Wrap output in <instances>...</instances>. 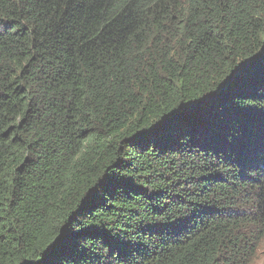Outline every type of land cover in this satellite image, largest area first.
<instances>
[{
    "label": "trees",
    "instance_id": "16d2710c",
    "mask_svg": "<svg viewBox=\"0 0 264 264\" xmlns=\"http://www.w3.org/2000/svg\"><path fill=\"white\" fill-rule=\"evenodd\" d=\"M263 244L264 0H0V264Z\"/></svg>",
    "mask_w": 264,
    "mask_h": 264
},
{
    "label": "rangeland",
    "instance_id": "374dc122",
    "mask_svg": "<svg viewBox=\"0 0 264 264\" xmlns=\"http://www.w3.org/2000/svg\"><path fill=\"white\" fill-rule=\"evenodd\" d=\"M264 244L263 246L260 248V251L258 253V256L255 260V262H253V264H261L262 263V260L264 259Z\"/></svg>",
    "mask_w": 264,
    "mask_h": 264
}]
</instances>
